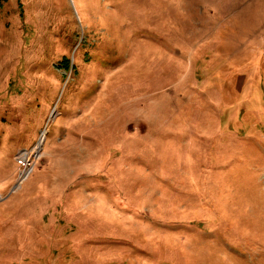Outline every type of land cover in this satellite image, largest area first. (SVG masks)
Returning a JSON list of instances; mask_svg holds the SVG:
<instances>
[{"label":"rangeland","instance_id":"obj_1","mask_svg":"<svg viewBox=\"0 0 264 264\" xmlns=\"http://www.w3.org/2000/svg\"><path fill=\"white\" fill-rule=\"evenodd\" d=\"M0 264H264V0H4Z\"/></svg>","mask_w":264,"mask_h":264},{"label":"trees","instance_id":"obj_2","mask_svg":"<svg viewBox=\"0 0 264 264\" xmlns=\"http://www.w3.org/2000/svg\"><path fill=\"white\" fill-rule=\"evenodd\" d=\"M3 2H4V0H0V9H1L2 6H3Z\"/></svg>","mask_w":264,"mask_h":264}]
</instances>
